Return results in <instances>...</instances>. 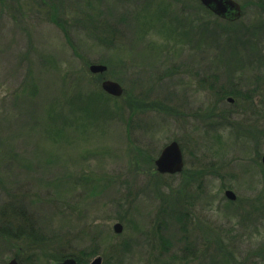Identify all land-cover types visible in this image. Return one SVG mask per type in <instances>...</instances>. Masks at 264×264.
Segmentation results:
<instances>
[{
  "label": "rangeland",
  "instance_id": "374dc122",
  "mask_svg": "<svg viewBox=\"0 0 264 264\" xmlns=\"http://www.w3.org/2000/svg\"><path fill=\"white\" fill-rule=\"evenodd\" d=\"M235 1L238 43L198 0H0V264H264V138L225 100L264 91V12Z\"/></svg>",
  "mask_w": 264,
  "mask_h": 264
},
{
  "label": "water",
  "instance_id": "95a60500",
  "mask_svg": "<svg viewBox=\"0 0 264 264\" xmlns=\"http://www.w3.org/2000/svg\"><path fill=\"white\" fill-rule=\"evenodd\" d=\"M202 6L209 10L215 16L224 19L226 21L233 22L238 20L242 16L239 4L234 0H198ZM89 71L94 74H103L106 71L104 65H90ZM101 89L113 97H120L122 95V88L116 82L110 80H103L101 83ZM183 155L181 149L176 141H172L165 147H163L154 161L156 171L160 174H177L182 171L183 168ZM264 164V156L262 158ZM225 197L228 200H235V195L227 190L224 192ZM115 233L119 234L122 231L120 224L113 226ZM101 257H97L91 264H100ZM7 264H19L15 258L11 259ZM56 264H76L74 259L68 258Z\"/></svg>",
  "mask_w": 264,
  "mask_h": 264
},
{
  "label": "flooded vegetation",
  "instance_id": "af4514ba",
  "mask_svg": "<svg viewBox=\"0 0 264 264\" xmlns=\"http://www.w3.org/2000/svg\"><path fill=\"white\" fill-rule=\"evenodd\" d=\"M239 94L241 95H239L237 99L226 97V103L229 105H233L238 102V104H240L243 108L251 107L252 109H254L252 113L255 118H253V121L251 122L252 127L249 133L253 140L256 142L257 140H259V137L264 138V91L255 84L254 86H251L248 91L240 92ZM234 201H238V198L236 196Z\"/></svg>",
  "mask_w": 264,
  "mask_h": 264
},
{
  "label": "trees",
  "instance_id": "16d2710c",
  "mask_svg": "<svg viewBox=\"0 0 264 264\" xmlns=\"http://www.w3.org/2000/svg\"><path fill=\"white\" fill-rule=\"evenodd\" d=\"M260 3L261 4H259V3H256L257 4V6H260L261 8L260 9H262L263 10V12H264V0H261L260 1ZM203 9V8H202ZM203 11H205V13H207V14H209L210 16H212L210 13H209V11H206V10H204L203 9ZM213 17V16H212ZM216 19V18H215ZM217 20V19H216ZM240 24V23H228L227 22V26H229V28H230V26H232V29H233V31H229V30H225V31H228L229 33H227L226 34V37L227 38H229L228 39V41H233V42H235V43H238L239 41H241L240 40V38H237V40H233V39H230V38H232V36H234V35H232V34H236V32H237V30H238V25ZM255 24H257V23H255ZM237 25V26H236ZM241 25V24H240ZM255 27V26H254ZM257 27H259L262 31L264 30L263 29V27H264V25H262L261 23H258L257 25H256V28ZM241 28H242V30L244 31V32H246V34L249 32V28L248 27H243V26H241ZM226 45V44H225ZM227 46V45H226ZM228 93H226L225 91H223V93H220V95H222V98H221V100L223 99V97L224 96H226ZM219 95V97H221ZM90 102H91V100H90ZM229 120H230V118H229ZM141 153V152H140ZM141 155H142V153H141ZM144 161H146V162H148V163H150L151 164V161H150V159L148 158V155H146L145 157H144ZM197 172V171H196ZM184 191H185V193H184V197L185 198H187L188 197V195H187V192H188V189H187V187L184 189ZM183 199L186 203H188V201H186V199ZM231 203H236V201L235 202H231ZM175 204L176 203H174L173 204V206H175ZM172 214V216H170V217H172L175 221H177V222H181L182 221V218L183 217H185V215L187 216V213H185V215H184V213H178V215L179 216H174V214H175V208H173L172 209V211L170 212V215ZM184 227L183 226H181V229H183ZM17 236L18 235H21L22 233L21 232H19V231H17ZM15 236V235H14ZM35 236V235H34ZM39 250H40V253L44 256L45 254H46V252L49 250V247H44V248H39ZM55 255V257H52V259L55 261V262H59V261H61V260H63V259H65V258H68V257H71V258H74L75 259V261H76V264H84V262H85V259L81 256V257H77V255H74V254H70V255H66L65 253H63V252H58V251H56V253L54 252L53 253V256Z\"/></svg>",
  "mask_w": 264,
  "mask_h": 264
}]
</instances>
